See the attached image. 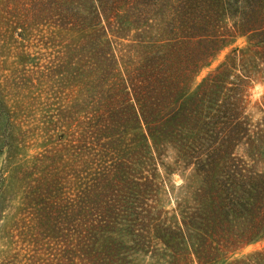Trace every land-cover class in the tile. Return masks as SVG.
Instances as JSON below:
<instances>
[{"label": "trees", "instance_id": "trees-1", "mask_svg": "<svg viewBox=\"0 0 264 264\" xmlns=\"http://www.w3.org/2000/svg\"><path fill=\"white\" fill-rule=\"evenodd\" d=\"M0 6L20 23L39 19L77 35L75 53L56 71L65 83L74 75L91 87L61 114H93L82 135L111 152L108 191L128 219L143 222L155 255L168 264H244L253 256L264 263V247L240 255L264 243V94L253 106L259 114H252L247 92L264 84V0H0ZM163 174L181 178L177 192L168 191L169 209ZM152 181L155 205L138 217L134 205ZM78 216L71 211L64 224ZM73 229L81 249L75 238L81 232Z\"/></svg>", "mask_w": 264, "mask_h": 264}, {"label": "rangeland", "instance_id": "rangeland-1", "mask_svg": "<svg viewBox=\"0 0 264 264\" xmlns=\"http://www.w3.org/2000/svg\"><path fill=\"white\" fill-rule=\"evenodd\" d=\"M59 30L39 19L20 23L13 10L0 6V264H168L166 256L154 254L157 246L143 222L115 207L110 177L104 176L112 154L82 135V123L93 114H61L87 98L91 84L74 75L65 83L56 71L75 53L77 38ZM247 92L249 111L259 114L253 106L264 84H250ZM164 178L161 194L169 209L168 191L177 192L181 178ZM155 183L135 203L138 217L155 205ZM75 210L79 219L67 226L65 218ZM127 223H133L131 235ZM75 225L81 249L73 241ZM263 247L256 243L240 255ZM255 258L244 264H259Z\"/></svg>", "mask_w": 264, "mask_h": 264}]
</instances>
